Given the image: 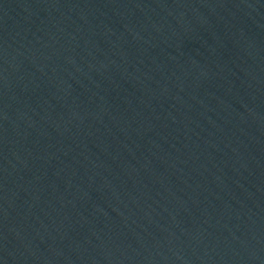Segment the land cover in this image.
Masks as SVG:
<instances>
[{"label":"water","instance_id":"obj_1","mask_svg":"<svg viewBox=\"0 0 264 264\" xmlns=\"http://www.w3.org/2000/svg\"><path fill=\"white\" fill-rule=\"evenodd\" d=\"M0 264H264V0H0Z\"/></svg>","mask_w":264,"mask_h":264}]
</instances>
